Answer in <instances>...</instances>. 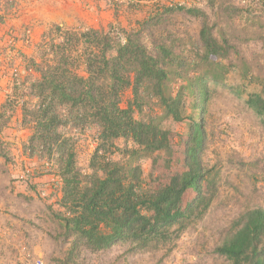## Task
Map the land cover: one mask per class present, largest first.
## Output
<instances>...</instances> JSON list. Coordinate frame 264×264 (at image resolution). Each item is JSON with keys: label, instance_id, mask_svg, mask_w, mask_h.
I'll use <instances>...</instances> for the list:
<instances>
[{"label": "trees", "instance_id": "1", "mask_svg": "<svg viewBox=\"0 0 264 264\" xmlns=\"http://www.w3.org/2000/svg\"><path fill=\"white\" fill-rule=\"evenodd\" d=\"M203 1L216 9L213 25L202 10L179 7L204 19L197 40L187 36L177 45L170 36H160L145 42L142 33L160 18L157 12L139 31L110 26L63 33L57 26L62 40L46 47L44 61H28L38 78L29 80V102L22 107L23 122L32 129L24 152L49 165L60 180L61 210L51 216L61 227L60 240L69 244L68 261L118 245L128 246L130 253L170 250L205 217L221 184L217 165L206 161L211 140L206 116L213 86L225 85L228 75L230 92L246 97L247 108L264 127L260 54L243 55L220 26L234 18L230 5ZM257 6L264 19V0ZM249 15L246 20L256 22ZM260 29L252 39H262ZM78 64L85 75L76 72ZM128 90L132 97L124 108L121 99ZM166 121L189 122L187 170L152 194L140 163L157 154L172 157ZM86 136L96 147L84 169L77 156ZM0 156H6L1 140ZM188 191L195 196L183 208ZM215 253L228 264H264V207L250 208L236 220Z\"/></svg>", "mask_w": 264, "mask_h": 264}, {"label": "rangeland", "instance_id": "2", "mask_svg": "<svg viewBox=\"0 0 264 264\" xmlns=\"http://www.w3.org/2000/svg\"><path fill=\"white\" fill-rule=\"evenodd\" d=\"M145 1L152 2L150 7L154 13L151 16L157 12L161 15L152 27L144 29L142 37L147 43L158 41L160 36H170L177 45L179 39L187 36L196 40L199 38L204 19L190 16L180 11L179 7L202 10L212 25L217 19L216 9L203 0ZM257 2L220 0L234 11L229 27L222 23L220 26L241 47L243 55L252 58L254 53L260 54L259 60L263 65L264 33L258 41L251 38L253 32L264 28V19H259L262 15L257 10L260 8ZM250 9L253 12L249 15ZM248 15L257 17L256 22H248L245 18ZM55 27L46 32L37 49L39 62L45 60L46 47L50 43L62 40ZM60 28L63 33L85 30ZM30 60L35 61L27 59L24 67L22 57L20 77L8 88L14 93L0 100L4 104L0 103V140L6 154L5 157L0 156V264H228L225 258L215 253V248L222 243L233 223L250 208L264 207V127L253 111L247 108L246 97H237L230 92L227 86L231 82L230 75L225 85L213 86L215 92L206 116L211 134L206 161L217 165L221 172V184L219 195L205 217L191 225L170 250L130 253L128 246L118 245L101 253L82 252L73 261H68L69 244L60 240L61 227L51 216L52 210H61L56 200L61 187L59 182H53L52 188H46L44 185L51 183L40 182L43 176L57 177V174L49 165L30 159L24 152L32 129L23 122L22 107L29 102L26 93L29 80L36 78L26 77L25 83L19 80L27 76V72L35 73L28 68ZM13 63L10 62V65ZM75 69L79 75H85L82 64ZM261 72L259 80L264 83V69ZM131 97L130 90L122 95V107H127ZM164 124L169 130L172 157L157 154L140 163L147 189L152 194H158L173 176L184 174L187 170L184 158L189 122L166 121ZM95 147L92 136L81 139L77 156L80 167L85 169L88 166ZM194 196L193 191H188L182 207H186Z\"/></svg>", "mask_w": 264, "mask_h": 264}, {"label": "crops", "instance_id": "3", "mask_svg": "<svg viewBox=\"0 0 264 264\" xmlns=\"http://www.w3.org/2000/svg\"><path fill=\"white\" fill-rule=\"evenodd\" d=\"M151 5L152 2L145 0H0V55L6 59L9 57V43L6 40L8 36L5 34L7 30L11 31L7 34L12 35L21 46L25 67L27 59L32 58L39 62L37 49L46 32L53 26L82 30H107L110 26H114L128 31H139L140 26L148 20L150 14L154 13L151 12ZM14 12L18 14L14 16ZM28 29L32 31L33 41L25 44L21 39ZM26 75L19 81L25 83L26 77L38 78L36 73L27 72ZM13 93L8 91V88L4 89L1 91L0 100ZM42 178L40 182L51 183L43 184L46 188H52L53 182H59V186L61 185L58 177L43 176ZM60 198L61 192L56 195V200L59 201Z\"/></svg>", "mask_w": 264, "mask_h": 264}, {"label": "built area", "instance_id": "4", "mask_svg": "<svg viewBox=\"0 0 264 264\" xmlns=\"http://www.w3.org/2000/svg\"><path fill=\"white\" fill-rule=\"evenodd\" d=\"M18 12H14V16H16ZM11 32L10 30L6 31ZM5 33L7 37V43H9L8 48V60L4 59L2 55H0V95L1 91L6 88H10L14 82L20 77L21 70L19 68V64L22 61L21 55V46L18 45L16 40L12 37V35H8ZM23 43L30 44L33 41V34L30 29L25 31L23 38L21 39ZM10 62H14V65H10ZM37 264H43L38 262Z\"/></svg>", "mask_w": 264, "mask_h": 264}]
</instances>
